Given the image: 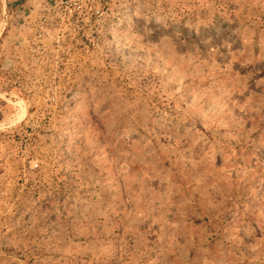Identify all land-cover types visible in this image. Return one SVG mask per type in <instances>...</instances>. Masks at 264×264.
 Masks as SVG:
<instances>
[{
	"label": "rangeland",
	"instance_id": "obj_1",
	"mask_svg": "<svg viewBox=\"0 0 264 264\" xmlns=\"http://www.w3.org/2000/svg\"><path fill=\"white\" fill-rule=\"evenodd\" d=\"M0 264H264V0H0Z\"/></svg>",
	"mask_w": 264,
	"mask_h": 264
}]
</instances>
